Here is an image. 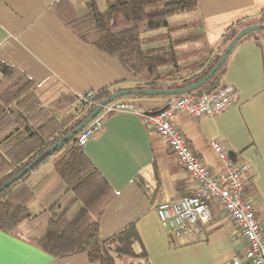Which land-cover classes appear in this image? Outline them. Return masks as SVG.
<instances>
[{"label": "crops", "instance_id": "crops-1", "mask_svg": "<svg viewBox=\"0 0 264 264\" xmlns=\"http://www.w3.org/2000/svg\"><path fill=\"white\" fill-rule=\"evenodd\" d=\"M58 1L0 0V62L40 84L41 98L44 95L47 101L64 92L81 95L104 89L118 92L141 88L143 83L117 61L82 42L57 19L52 6ZM70 1L82 15L85 0ZM96 2L100 9L104 8ZM185 17L179 22L193 27L185 30L183 36L199 40L180 51L197 54L205 46H216L225 31L238 21L261 20L264 0H197L194 13ZM202 54L192 61L202 60ZM212 55L211 52L205 57ZM181 74L187 72L183 70ZM223 87H232L238 98L222 113L197 118L176 111L171 123L192 151L221 177L225 170L211 148L212 141L222 143L227 158L236 167H248L244 197L264 230V31L250 33L237 43L226 58L217 88L208 95ZM180 97L157 95L123 100L156 112ZM90 167L97 169L115 192L99 219V242L109 246L130 225L139 236V242L132 247L136 256L113 252L114 264H230L235 257L250 264L244 258L246 240L217 201L209 202L210 220L199 224L197 232L174 236L161 227L156 207L162 201L191 197L198 187L164 139L140 117L127 113L105 115L101 129L81 147L77 173ZM58 180L61 179L52 181L50 188ZM37 205L39 209V202ZM79 208L75 206L69 217L73 218ZM4 220L0 208V264H97L82 252L53 257L31 245L21 234L3 231Z\"/></svg>", "mask_w": 264, "mask_h": 264}, {"label": "trees", "instance_id": "trees-1", "mask_svg": "<svg viewBox=\"0 0 264 264\" xmlns=\"http://www.w3.org/2000/svg\"><path fill=\"white\" fill-rule=\"evenodd\" d=\"M103 1L104 8L100 9L96 0H85L82 15L70 0H60L52 8L57 19L82 42L111 57L140 80L143 84L139 89L172 90L199 82L238 32L264 25V17L254 22L238 21L225 31L216 46H205L197 54V51L181 52L199 40V37H184L183 32L191 25L179 22L194 13L197 0ZM159 30L162 32L154 36L147 35ZM211 52V57H205ZM200 53L204 58L193 62ZM225 61L207 83L191 93L200 96L207 90L213 92L220 82ZM165 68L169 70L162 72ZM183 70L187 75L181 74ZM0 75L2 186L79 125L95 107H82L77 114L73 107L78 97L68 92L50 101L43 95L42 100L40 84L2 62ZM115 92L104 89L97 93L95 101L102 103ZM123 99L126 98L116 100ZM69 109L73 112H67ZM80 132L0 193V208L5 214L1 229L21 234L31 245L53 257L82 252L90 262L114 264L113 252L136 256L132 247L139 242V236L130 225L109 246L99 242V219L115 192L97 169L90 167L69 184L55 181L40 199L38 211L30 210L37 195L55 179L65 177L70 165L79 161L81 148L75 143ZM77 205L79 210L70 218L69 213Z\"/></svg>", "mask_w": 264, "mask_h": 264}, {"label": "built area", "instance_id": "built-area-1", "mask_svg": "<svg viewBox=\"0 0 264 264\" xmlns=\"http://www.w3.org/2000/svg\"><path fill=\"white\" fill-rule=\"evenodd\" d=\"M97 93L87 91L77 95L73 107L78 114L82 107H96ZM238 98L232 87H223L212 95L196 96L192 93L181 95L174 103L152 114L129 100H115L102 107L100 112L83 128L76 140V146L83 147L102 127V118L111 113H127L144 120L147 127L161 136L172 155L184 167L187 175L197 184L198 191L191 197L162 201L156 207V215L161 227L174 236L197 232L199 224L210 220L209 202L217 201L232 220L239 235L246 240L248 250L245 260L250 264H264V230L257 222L253 209L244 197L248 180V167H236L226 155L220 141L210 143L212 150L222 162L224 177L209 169L192 151L189 143L172 125L176 111H183L193 117H213L227 109ZM230 264H243V259L235 257Z\"/></svg>", "mask_w": 264, "mask_h": 264}, {"label": "water", "instance_id": "water-1", "mask_svg": "<svg viewBox=\"0 0 264 264\" xmlns=\"http://www.w3.org/2000/svg\"><path fill=\"white\" fill-rule=\"evenodd\" d=\"M255 31H264V25H254L250 27H246L242 29L240 32L236 34V36L227 44L225 49L223 50L222 54L212 67V69L208 72V74L199 82L180 89H172V90H153V89H133V90H122L113 93L110 95L109 98L105 99L97 105L93 111L90 113L88 117H86L79 125H77L74 129H72L70 132H68L65 136H63L58 142H56L51 148H49L47 151H45L43 154H41L39 157H37L34 161H32L28 166H26L22 171L17 173L15 176H13L11 179H9L6 183H4L2 186H0V193L4 191L6 188H8L10 185L15 183L19 178H21L23 175H25L33 166H35L40 160H42L44 157L48 156L50 153H52L55 149L63 145L64 142L68 141L72 136L79 133L83 128L87 126V124L100 112L103 106L106 104L115 101L116 99H120L122 97L126 96H137V95H146V96H177V95H183L189 92H192L194 90L199 89L202 87L205 83H207L213 75L218 71V69L221 67L223 62L226 60L228 55L231 53L233 48L237 45V43L244 38L245 36L249 35L252 32ZM211 90L205 91V95L209 94ZM160 111V110H159ZM151 112L152 114L157 113Z\"/></svg>", "mask_w": 264, "mask_h": 264}, {"label": "rangeland", "instance_id": "rangeland-1", "mask_svg": "<svg viewBox=\"0 0 264 264\" xmlns=\"http://www.w3.org/2000/svg\"><path fill=\"white\" fill-rule=\"evenodd\" d=\"M98 3H99V5L100 6H103L104 5V2H103V0H98ZM79 11H81V9L79 8ZM185 15H183V17H184ZM184 18H186V17H184ZM183 18V19H184ZM160 31V30H159ZM157 31H152V32H149L148 34H153V33H156ZM255 32H260V31H255ZM253 33V32H252ZM178 96V95H177ZM122 98H129V99H132V100H134V99H137V98H141V96L140 95H137V96H126V97H122ZM67 112H73L72 110H68ZM79 171V161L77 162V163H73V164H71L70 165V170H69V172L67 173V175L65 176V177H63V178H61V180H63V182L65 183V184H69L70 182H72V181H74L78 176H79V174L77 173ZM82 174V173H81ZM53 184V182L52 183H50V185L49 186H47V188H45L42 192H40L38 195H37V200H36V203L35 204H33L32 206H31V208H30V210L32 211V212H35L37 209H38V205H37V203L40 201V199L42 198V196L47 192V190L50 188V186Z\"/></svg>", "mask_w": 264, "mask_h": 264}]
</instances>
